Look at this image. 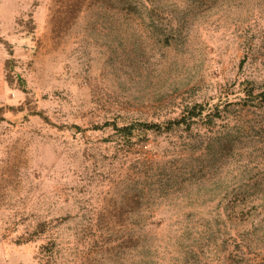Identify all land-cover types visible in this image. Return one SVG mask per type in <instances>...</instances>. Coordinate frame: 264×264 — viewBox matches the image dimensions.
Wrapping results in <instances>:
<instances>
[{
	"label": "rangeland",
	"instance_id": "obj_1",
	"mask_svg": "<svg viewBox=\"0 0 264 264\" xmlns=\"http://www.w3.org/2000/svg\"><path fill=\"white\" fill-rule=\"evenodd\" d=\"M246 89L264 92V0H0V264H264ZM219 100L143 145L101 127Z\"/></svg>",
	"mask_w": 264,
	"mask_h": 264
},
{
	"label": "trees",
	"instance_id": "obj_2",
	"mask_svg": "<svg viewBox=\"0 0 264 264\" xmlns=\"http://www.w3.org/2000/svg\"><path fill=\"white\" fill-rule=\"evenodd\" d=\"M246 96L244 97L246 104L257 105L258 102L264 99V92L259 94H254L252 90H247L245 92ZM220 103L214 101H207L202 103H193L191 106H188L184 113L176 119L166 120L163 122L158 121H148L144 119H133L126 122H118L114 119L106 124L101 125L102 128L110 126L113 130L112 138L117 137L123 145L128 146H137L147 143L150 135H165V134H174L177 132H190L192 131L196 124L200 121L210 119L213 115H216L220 112ZM43 115V114H41ZM52 227L46 222L40 221L37 227L31 232L23 234L17 239V244H28L35 241L38 238L48 237ZM51 237V236H50ZM5 239H8V236L5 235ZM55 238H46L45 242L41 245V253L46 254L47 252L55 250V248L60 246ZM48 263V258H47Z\"/></svg>",
	"mask_w": 264,
	"mask_h": 264
}]
</instances>
